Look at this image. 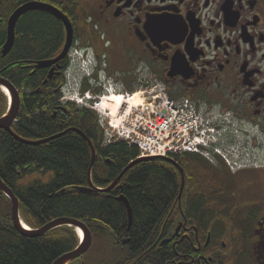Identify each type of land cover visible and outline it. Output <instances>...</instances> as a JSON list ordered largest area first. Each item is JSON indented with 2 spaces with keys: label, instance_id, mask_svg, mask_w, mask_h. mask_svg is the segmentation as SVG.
I'll use <instances>...</instances> for the list:
<instances>
[{
  "label": "flooded vegetation",
  "instance_id": "obj_1",
  "mask_svg": "<svg viewBox=\"0 0 264 264\" xmlns=\"http://www.w3.org/2000/svg\"><path fill=\"white\" fill-rule=\"evenodd\" d=\"M74 2L57 6L74 36L55 79L65 84L71 51L84 49L99 71L125 87L136 77L158 79L173 97L190 99L210 116L229 115L241 133L230 143L243 153L264 154V0ZM51 17L59 35L45 59L56 57L67 37L64 23ZM60 111L82 115L69 102H57L53 116ZM170 158L181 165L204 162L191 155ZM208 162L202 170L217 189L205 203L186 201L192 212L174 215L175 229L162 241L172 255L161 264H264V165L233 173L219 158ZM201 203L209 210L194 213Z\"/></svg>",
  "mask_w": 264,
  "mask_h": 264
},
{
  "label": "trees",
  "instance_id": "obj_2",
  "mask_svg": "<svg viewBox=\"0 0 264 264\" xmlns=\"http://www.w3.org/2000/svg\"><path fill=\"white\" fill-rule=\"evenodd\" d=\"M30 1L55 6H62L67 1L75 5L73 0H0V75L16 86L22 100L12 130L25 140L37 141L77 128L91 139L96 160L89 177L91 148L75 131L33 145L0 129V177L19 198L22 216L31 227L41 228L53 219L72 217L85 222L94 239L101 238L103 257L85 261V254L71 264H161L172 255V249L162 241L173 232L174 215L181 212L180 171L163 159L141 160L131 166L110 191H101L138 159L139 149L126 141L103 146V130L96 112L91 109L75 105L82 115H67L60 111L53 116L61 96L54 87L59 88L63 83L55 77L45 83L48 68L36 66L41 60H49L45 59L50 57L45 55V49L52 47L59 35V26L52 14L43 11L25 13L17 23L14 46L3 57L8 20L17 8ZM8 107V98L0 88V117ZM203 161L182 165L187 184L182 199L185 213L192 209L187 204L184 206V200L201 199L205 203L207 193L213 194L212 191L217 189L214 182L209 186V175L202 170L209 164ZM36 173L42 174L47 181L20 185L25 176ZM91 186L92 192L75 189ZM120 195H124L132 207L130 228L126 206L118 200ZM195 208L194 213L199 214L209 210L202 203ZM11 212V200L0 191V264H53L79 244L75 229L69 226L40 236L24 235L14 226ZM202 224L197 222L198 228L205 231ZM158 244L164 245V249L158 250Z\"/></svg>",
  "mask_w": 264,
  "mask_h": 264
},
{
  "label": "built area",
  "instance_id": "obj_3",
  "mask_svg": "<svg viewBox=\"0 0 264 264\" xmlns=\"http://www.w3.org/2000/svg\"><path fill=\"white\" fill-rule=\"evenodd\" d=\"M138 100L146 101L138 104ZM124 105L119 117L111 122L110 136L119 134L136 144L141 156H165L186 151L199 152L207 144L211 121L189 101H175L155 87H145L130 95H122ZM82 101V99H81ZM99 109V104L96 105ZM208 155V154H207Z\"/></svg>",
  "mask_w": 264,
  "mask_h": 264
},
{
  "label": "water",
  "instance_id": "obj_4",
  "mask_svg": "<svg viewBox=\"0 0 264 264\" xmlns=\"http://www.w3.org/2000/svg\"><path fill=\"white\" fill-rule=\"evenodd\" d=\"M29 11H43V12L50 13V14L54 15L55 17L59 18L64 23V25L66 27V31H67V37H66V43H65V46H64L62 52L59 54L58 57H56L52 60L39 61L36 66H37V68H45V67H49L53 64L59 63V61L62 60L66 56L68 49H69V47L72 43V40H73L74 30H73L72 22L70 21L69 17L66 14H64L60 9H58L56 6L49 4V3L38 2V1H30V2L23 4L22 6L17 8L12 13V15L10 16V18L8 20V25H7V38H6L5 44L3 45V48H2L3 57H6L11 52V50L14 46L15 38H16V27H17V23H18L19 19L25 13H27ZM54 70H55V67L50 71V74H49L47 80H49L53 77ZM0 87L2 89L6 88L8 90L7 95H8L9 102H10L7 114L0 118V129H5L6 131H8L12 135H14L21 142H24L27 144H33V145L46 143V142H49L50 140L57 138L56 135H54V136L47 138V139H42V140H38V141H29V140H25V139L17 136L12 130V125L16 121L18 114H19V111L21 109L20 94H19L17 88L14 86V84H12L7 78H5L1 75H0ZM77 131H79L83 135V132L81 130L77 129ZM93 152H94V149H93ZM154 158L155 157H146L144 159L139 158L138 160H151ZM169 160L171 162L175 163V165H177V167L179 168V170L182 174V190H183L184 184H185L184 170L180 165H178V163L174 162L171 159H169ZM134 163H132L130 166H132ZM129 167H127L124 170V172ZM0 191L2 193H4L11 200V202H12V220H13L14 226L16 227V229L20 233H22L24 235L40 236V235H43L50 230L56 229V228L61 227V226L75 227L77 229V231L80 229L83 232V234H84L83 241L80 243L79 247L70 251V252L63 254L53 264H70L73 261H75L76 259L81 258L90 248L92 241H93L92 233L90 232L88 227L82 221L75 219V218H71V217H59V218H56V219L50 221L49 223H47L46 225H44L40 229L31 230V229L27 228L26 225L21 220V217H20L21 205H20L19 198L15 195L13 190L3 181V179L1 177H0ZM123 200L125 201V203L127 205L129 224H131L132 219H133L132 209H131L130 204L125 199H123Z\"/></svg>",
  "mask_w": 264,
  "mask_h": 264
},
{
  "label": "rangeland",
  "instance_id": "obj_5",
  "mask_svg": "<svg viewBox=\"0 0 264 264\" xmlns=\"http://www.w3.org/2000/svg\"><path fill=\"white\" fill-rule=\"evenodd\" d=\"M73 1H77V0H73ZM134 80H136L135 81V83H134V87L136 86V83H137V81H139L140 80V78H138V77H136ZM117 83L121 86L122 85V83L120 82V81H117ZM135 90H140V87H138L137 89H134L133 91H130V94H132ZM146 101H141V100H138V104H141V103H144V106L146 105V103H145ZM110 107H113V106H115L114 105V103H109L108 104ZM238 130H239V128L237 127V132H233V133H230L229 134V138L231 139V136L233 137V138H235V139H237L238 138V135H241V133H238ZM236 144L235 143H230V146L231 147H233V149H235L236 148V146H235ZM248 151V152H247ZM246 151V153L248 154V155H258L259 157H257V160H255L259 165H264V154H263V152L260 150V153H258V154H253V152L250 150V149H248ZM231 155H234L235 153H230ZM225 156H228V154H226ZM250 164H252V163H250ZM249 165V164H248ZM42 177V175H40L39 173H36V174H30V175H27V176H25L21 181H20V185L21 186H28V185H31V184H33V183H35L36 181H41V182H46L47 180L46 179H42V180H39L40 178ZM210 180V183H209V186L210 185H213V182L214 181H212L211 179H209ZM108 240H109V244H112V241L110 240V238L108 237L107 238ZM100 244H101V238H99L98 240H97V238H95L94 239V237H93V245H92V248L86 253V256L84 257V259H85V261H87L88 260V258H90V259H92V257H94V258H100V257H103V255H101V253L103 254V252L101 251V249H102V246H100ZM99 248V249H98ZM101 252V253H100Z\"/></svg>",
  "mask_w": 264,
  "mask_h": 264
},
{
  "label": "bare ground",
  "instance_id": "obj_6",
  "mask_svg": "<svg viewBox=\"0 0 264 264\" xmlns=\"http://www.w3.org/2000/svg\"><path fill=\"white\" fill-rule=\"evenodd\" d=\"M3 91L4 92H6L7 94H8V90L6 89V88H3ZM136 98L135 99H137L138 97H139V95L138 94H136ZM105 104H107V102L105 103ZM117 107V106H116ZM103 108H106V110H108V106L106 105V106H104ZM114 108V107H113ZM118 108V107H117ZM114 111H115V109H114ZM69 131H75V132H77L79 135H81L86 141H87V143H88V145L90 146V148H91V153H92V158H91V164H90V167H89V177H91V172H92V169H93V166H94V164H95V160H96V150H95V148H94V146H93V144H92V141H91V139L90 138H88L84 133H83V135L79 132V131H77V128H70V129H67L66 131H64L63 133H60V134H57L56 135V137H59V136H61V135H63V134H66L67 132H69ZM42 140V139H41ZM38 141V140H37ZM107 145H109L108 143H106L105 142V140L103 139V146H107ZM93 149H94V152H93ZM138 161H141V160H136V161H134L135 163L136 162H138ZM134 162H132V163H134ZM132 163H130L127 167H129ZM134 163V164H135ZM133 164V165H134ZM132 165V166H133ZM126 167V168H127ZM131 167V166H130ZM129 167V168H130ZM125 168V169H126ZM128 168V169H129ZM124 169V170H125ZM127 169V170H128ZM124 170L122 171V173L124 172ZM126 170V171H127ZM125 171V172H126ZM124 172V173H125ZM120 174L113 182H112V184L109 186V187H107V188H105V189H102L101 191H104V192H108V191H110L113 187H115L117 184H118V182H119V180L122 178V176L124 175V173L123 174ZM121 176V177H120ZM120 177V178H119ZM119 178V179H118ZM75 189H79V190H82V191H88V192H92V191H94V189H93V187L91 186V187H89V188H78V187H75ZM123 199H125L128 203H129V201L126 199V197L124 196V195H120L119 197H118V200L119 201H121V202H123L124 204H125V206H126V209H127V205H126V203H125V201L123 200ZM130 204V203H129ZM131 206V205H130ZM131 209H132V207H131ZM133 213V212H132ZM12 216V215H11ZM127 216H128V209H127ZM132 221H133V219H132ZM131 225H132V223L131 224H129V216H128V228H130L131 227ZM79 233L81 234V235H83V232L81 231V230H79Z\"/></svg>",
  "mask_w": 264,
  "mask_h": 264
},
{
  "label": "snow or ice",
  "instance_id": "obj_7",
  "mask_svg": "<svg viewBox=\"0 0 264 264\" xmlns=\"http://www.w3.org/2000/svg\"><path fill=\"white\" fill-rule=\"evenodd\" d=\"M113 99L120 100L122 98L121 97H113Z\"/></svg>",
  "mask_w": 264,
  "mask_h": 264
}]
</instances>
